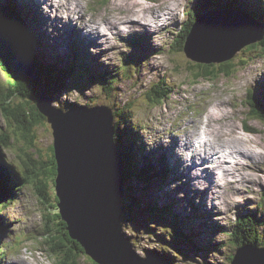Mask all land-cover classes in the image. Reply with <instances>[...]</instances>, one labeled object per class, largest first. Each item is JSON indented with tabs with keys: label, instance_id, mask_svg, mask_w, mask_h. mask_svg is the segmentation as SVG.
Here are the masks:
<instances>
[{
	"label": "rangeland",
	"instance_id": "obj_1",
	"mask_svg": "<svg viewBox=\"0 0 264 264\" xmlns=\"http://www.w3.org/2000/svg\"><path fill=\"white\" fill-rule=\"evenodd\" d=\"M10 1L19 3L22 23L28 34L39 43L41 62L61 69L71 65L84 66L90 73L96 75L112 70L118 74L117 84L110 94L100 85L87 86L88 83L78 76L52 98L51 105L67 112L68 118L80 115L83 107H99L98 110L107 107L112 110L113 121L118 125V135L121 136L117 141L115 137L118 135L114 130L117 153L119 158H122L121 152L128 148L129 154H126L123 165L126 168L130 167V172L137 175L130 178L124 186L122 230L131 239L134 250L140 256L146 258L145 255L149 254L150 262L155 260L152 253L165 256L167 259L164 260L169 264H230L236 252L231 233L239 213L257 215L258 222L261 223L260 240L263 241L264 163L251 161L252 154L249 157L237 154L236 160L241 161L235 165L237 176L232 178L233 182H228L229 170L220 171L217 168L211 170L215 172L207 180L198 179L192 175L194 170L190 169L187 173L181 167V156L185 157V151L189 150L186 147L193 150L194 146H186V143L179 140L175 147L171 141L176 131L186 137L185 131L191 132L196 129L194 138L196 139L198 135L201 137L204 127L208 129L209 114L215 111L214 109L208 114L209 109L219 102H225L229 114L228 119L223 117V121L229 128L235 129L238 137L246 142L252 141L264 157V121L253 118L247 105L248 92L251 91L260 104H264L263 50L260 51L256 47L252 49L255 44L246 45L232 59L214 63L228 57L235 48L239 50L238 44L244 40L241 39L237 44L233 42L231 49L220 55L201 57L200 63L191 60L180 48L184 37L180 32L189 21V13L192 12L194 16L203 11L197 0H174V3H171V0H132L134 5L136 1H140L142 6L139 7H132L124 0L122 1L125 3L122 5L116 0H70L71 3H78L75 10H72L73 4L67 0L68 6H64L66 9L62 7L56 12L51 11L52 8H58L52 0H35L39 4L34 6L29 5L30 1L0 0V6ZM230 1L240 4V10L230 16L235 22L239 20L248 23L240 14L247 17L261 12L264 15V0ZM215 4L211 1L208 6ZM171 5L172 9L167 12L168 14H154L165 8L169 9ZM67 7L70 13L76 14L75 18H67ZM81 7L82 12L77 11ZM44 10L46 12H43ZM27 11L29 14L25 15ZM80 13L85 18L88 17L84 23L78 18ZM54 16L57 17V22L64 25L71 23L72 29L54 25ZM108 16L119 18L116 22L120 23L119 26L115 24L111 27L106 20H102L101 24L88 21ZM135 16L139 24L157 31L154 33V36H158L155 41L145 36H142L143 39L139 35L123 34V29L126 30L124 25L129 23L124 18L135 19ZM76 22L83 23V29ZM133 24L135 25V22ZM253 26L254 24L247 28L246 37L249 38L251 34L256 33L252 29ZM93 27H98L99 35L105 38L103 44L95 45L97 35L85 33L86 29L91 31ZM198 28L201 30L203 26ZM94 30L96 33V29ZM73 32L76 35L74 37L71 36ZM81 32L84 35H81ZM219 32L224 36L223 31ZM36 33H42L43 36L35 35ZM86 34H89L90 39ZM27 41L34 45L32 37H27ZM43 57L47 60L45 61ZM20 59H16L15 62H20ZM57 60L64 63L61 64ZM219 65L223 67L229 65L231 75L223 73L213 80L204 77L196 81V74H204L199 71L204 69L209 71ZM127 66L129 69L125 72ZM3 74L0 70V84L5 86ZM159 81L166 87H171L173 92L170 99L162 104L154 99L150 103V89L156 88ZM27 92L33 90L29 89ZM20 101L19 98L14 99V102ZM22 106L28 112L34 103ZM75 109L79 111L75 112ZM118 114L122 115L120 121L117 120ZM222 114L223 112L219 116ZM29 117L33 118L32 114ZM192 118H196L195 121ZM40 122L30 133L32 137L30 135L24 138L20 135L17 137L13 123L7 122L0 115V152L5 161L19 173L12 191V201L0 211V226L4 230L0 235V252L5 253L0 264H62L59 262L60 257L51 254L46 244L49 237H54L55 243H61L63 240L59 239L56 222L52 221L58 209L55 183L49 175L47 176L49 157L52 156L51 149L53 150L52 131L46 119ZM227 136H230L229 132ZM222 145L217 147L223 151L231 149L229 143ZM180 149L178 156L176 152ZM162 159L164 162L160 167L157 162ZM200 165H197L199 170H196L199 176L200 168L204 169ZM144 168L151 172L150 175L145 173V177L150 180L146 186L139 182L141 179L138 177ZM153 168L155 170L161 168L163 173L154 175L151 171ZM29 172L37 174V179L31 184H25V174ZM210 180L213 184L216 180L218 181L216 184L221 183V190L214 191V194H210L208 190L204 191L208 187L215 190ZM131 199L142 205L133 206L129 202ZM168 205L173 209L174 215L184 217L185 220L182 222L179 220L181 222L179 227L183 233L193 235V244L186 243L182 237L173 233L171 220L173 215L170 217L165 213L161 217L163 212L146 213L150 206H155L153 210L162 211L161 209ZM214 246H219L220 249ZM67 247L65 243L63 251H67ZM243 247L245 245L238 249ZM77 264L90 262L84 257L78 259Z\"/></svg>",
	"mask_w": 264,
	"mask_h": 264
},
{
	"label": "water",
	"instance_id": "obj_2",
	"mask_svg": "<svg viewBox=\"0 0 264 264\" xmlns=\"http://www.w3.org/2000/svg\"><path fill=\"white\" fill-rule=\"evenodd\" d=\"M232 13L235 14L216 9L202 14L192 25L183 49L191 60L201 62V57H197L199 55L190 49L191 41L199 36L202 29L214 24L222 25L224 21V26L233 31L236 29L232 25L241 28V34L230 42L227 51L231 49L233 42L237 44L238 40H244L238 44L239 50L235 48L228 57L214 63L226 62L246 45L262 41L263 26L242 14L241 18L249 24L239 20L235 22L230 17ZM253 24L252 29L256 33L248 38L245 36L247 28ZM199 26L203 28L199 30ZM18 58H21L20 62L13 63L12 69L38 82L36 106L52 129L57 173L54 180L57 209L61 220L67 225L68 237L77 242L95 264H162L159 256L154 253L152 255L155 260L151 262L148 260L149 254L145 255L146 258L140 256L134 250L131 239L122 230L124 165L114 143L112 110L107 107L98 110L99 107L80 106L83 112L68 118L67 112L51 105L52 98L44 88L35 67L23 56ZM102 174L107 179H102ZM244 249L247 250L243 251ZM262 254L264 247L248 244L236 250L230 264H264Z\"/></svg>",
	"mask_w": 264,
	"mask_h": 264
},
{
	"label": "trees",
	"instance_id": "obj_3",
	"mask_svg": "<svg viewBox=\"0 0 264 264\" xmlns=\"http://www.w3.org/2000/svg\"><path fill=\"white\" fill-rule=\"evenodd\" d=\"M214 1L216 4L214 6H208V3ZM198 6L203 10L199 14H194L192 16L190 14L191 20L188 24H186V31L184 33L181 50H183V45L187 37V33L190 30L193 22H196L200 16L209 10L214 9H224V10H240V4L236 2H229V0H197ZM16 2L11 4H7L5 6H0V70L4 73L3 76L5 78L6 85L0 84V115L9 123H13L14 133H17L21 137H25L30 135L32 130L41 123V120H45V118L38 112L36 109L35 103L38 97V83L34 80H30L25 76L19 74L18 72L12 69V64L15 63L16 57L20 54L27 57L30 62L35 66V69L38 75L41 77L44 87L46 88L48 94L52 97L56 96L58 93L62 92L68 85L69 82L80 76L82 81L89 84L100 85L103 90L110 94L114 90V86L117 84L118 74L112 70L110 72H104V74L99 73H90V70L84 66L75 67L74 65L66 66L64 68H60L58 66H52L49 63L45 64L41 62V57L39 53V43L38 41L33 39L34 45H32L29 41H27V37H31L24 24L22 23V17L20 13L16 10ZM255 18L260 25L263 26V38L262 41L253 45V47L258 48L260 51H264V15L259 12L258 14L251 15ZM27 36V37H26ZM33 38V37H32ZM55 61V60H54ZM59 61L61 64L64 61ZM216 64V63H215ZM70 67V68H68ZM128 66L125 69V72L128 71ZM45 72V73H44ZM199 72H204V74H196L195 78L198 81L200 78L206 77L209 80H213L219 77V75L223 73H227L229 76V65L224 66L219 65L215 69L211 70H201ZM86 86V87H87ZM162 88V89H161ZM33 90V92H27ZM166 90V91H165ZM173 92V89L169 86L166 87L162 81L157 83L156 88L150 89L149 102L152 103L153 99L158 103L162 104L165 100L170 99V96ZM15 98H19L21 101L19 103L14 102ZM247 103L250 111V115L255 119H260L264 121V104H260L253 92H248ZM34 106L28 109V112L23 109V104H32ZM80 106V105H79ZM33 112V113H31ZM32 114V117L29 115ZM118 121L122 120V115L118 114ZM119 129V128H118ZM114 130L117 133L116 127ZM31 136V135H30ZM32 137V136H31ZM121 136H116V140ZM120 140V138H119ZM132 144V143H131ZM4 147H7L3 145ZM49 157L50 164L47 169V176L49 175L50 179L53 181L56 177V164L55 157L53 155ZM139 152V151H138ZM121 154L125 160L126 154H129L128 148H124ZM166 159V156H165ZM167 161V159H166ZM164 160H160L157 162L161 167V163ZM168 162V161H167ZM124 168H126L124 166ZM133 171V170H132ZM154 175L163 173V170L159 168L155 170V168L151 169ZM145 173L150 175V171L147 168L142 169L139 172L138 177L141 179L139 182H142L145 186L149 183V179L145 177ZM137 175L135 172H130V167H127L123 173V179L125 184L128 182L130 178H135ZM166 173L164 172L163 177L165 178ZM151 177V176H150ZM19 178V173L11 166L9 163L5 161L0 152V211L5 208L7 204L12 201V191L16 186L15 179ZM25 184H31L35 182L37 179V174L34 172H29L25 174ZM152 179V178H151ZM42 194V192H41ZM133 206L139 207L142 203L135 201V199H131L129 201ZM145 207V206H144ZM155 206H150V209L146 210L147 214H155L159 212L161 213V217L168 214L170 217L172 216V225L174 227V232L178 237H182L186 243L193 244V235H188L183 233L182 229L179 227L184 217L180 215L176 216L173 214V209L168 206L163 207L160 210H153ZM153 210V211H152ZM181 220V222H179ZM52 221L56 222L57 234L59 239H62L63 242L55 243L54 237H49L46 239V244L49 246V251L54 256L60 257L59 262L62 264H77V260L85 257V253L82 250L81 246L71 240L68 237L67 233V225L61 220L59 212L53 215ZM161 222L162 219H159ZM260 227L261 223L258 222L257 215L254 213H239L236 216V224L234 225L233 231L231 233V237L233 238V243L236 246V250L243 246L252 244L258 248L264 247V238L261 241L260 236ZM4 231L0 226V235ZM49 232V229H47ZM67 244V251H63V246ZM196 247V245H194ZM216 249H220L219 246H214ZM5 256V253L0 252V263L2 258ZM90 264H95L92 260L87 258ZM163 259H167V257H163ZM168 263V262H167ZM169 264V263H168Z\"/></svg>",
	"mask_w": 264,
	"mask_h": 264
},
{
	"label": "bare ground",
	"instance_id": "obj_4",
	"mask_svg": "<svg viewBox=\"0 0 264 264\" xmlns=\"http://www.w3.org/2000/svg\"><path fill=\"white\" fill-rule=\"evenodd\" d=\"M22 1L23 2H25V1H33V2H35V0H22ZM44 1H47V0H44ZM124 1H128L129 2L128 5H130L132 7L142 6L140 1H136V5H134V2L132 0H124ZM124 1L116 0V2H121L120 5L124 4L125 3ZM70 3H71V1H70ZM171 3H174V0H171ZM71 4H73V9L72 10H75L78 7V3L77 4L71 3ZM66 5L68 6L67 0H66V2L64 0L63 3L59 4L57 9L52 8L51 11H53V12L55 11L56 12L58 10H61L62 7L66 6ZM74 5H76V6H74ZM143 6H145V5H143ZM48 9H49V7H48ZM64 9H66V7H64ZM171 9H172V5L170 6L169 9L165 8V9L159 11V12H155L154 14H158V13L164 14V13L169 12V10H171ZM77 11L82 12V7L79 8ZM43 12H46V11L44 10ZM127 13H129V10H128ZM27 14H29L28 11L26 12L25 15H27ZM73 15L74 14H72V13H70L68 11V7H67V18H71V17L75 18L76 14L74 16ZM79 15L80 16L78 18L81 19L83 23H84V21L87 20L86 18H88L87 16L85 18L84 15L81 14V13ZM153 16L157 17V15H153ZM136 17L137 16H135V19H133V18H124L129 23L124 25V28H126V30L123 29V34L127 35V36L129 34L139 35L140 38H143L142 36H145V37L149 38L151 41H155L158 38V36H154V33H156L157 31L152 30L149 27H146L144 24H142V25H141V23L139 24V20ZM54 18H55L54 25H56V26L57 25H62V26H66L69 29H72V24L71 23L67 24V25H64L63 23L57 22V17L54 16ZM78 18H77V21H78ZM102 20L108 21V23L112 27L113 25L116 24V22H117V20H119V18H117L115 16H108L106 18L99 17V18L94 19V20H89L88 19V21H92V22L100 23V24H101V22H103ZM134 22H135V25L133 24ZM77 24H79V23H77ZM82 24H79L81 28H82ZM119 24L120 23L118 22L116 25L119 26ZM224 24H226V21H224L222 23V25L214 24V25L210 26L209 28L202 29L200 31L199 36L195 37L191 41L190 49L194 52V54L199 55L197 57H213V56L219 55L220 53L222 54L223 52H225V51H227L229 49V47H230L229 41L233 40L234 38L238 37L241 34L240 31H239L241 29L240 26L231 24L236 29V30L233 31L229 27H228L229 29L227 30L226 27L224 26ZM99 27H100V25H99ZM94 29H96V33H95ZM127 31H130V32H127ZM219 31H223L224 32V36L220 35L221 32H219ZM41 32L43 33V31H41ZM88 32H90V34L92 36L97 35L96 39H95V42H94V43H96L95 45H97V43L101 45V44H103V42H105V38H103V37H101V35H99L98 27L91 28V31H90V29L89 30L86 29L85 33H88ZM42 33H36L35 35L43 36ZM142 33H145V34H142ZM81 35H84V33L81 32ZM86 35L89 36V34H86ZM71 36L72 37L76 36L75 32H73ZM31 37H33V36H31ZM33 39L35 40L34 37H33ZM82 39L85 40L84 38H82ZM89 39H90V36H89ZM101 39H103V40H101ZM123 39H125V38H123ZM80 45H82V44H80ZM43 59L45 61L47 60L45 57H43ZM214 109H215V111L210 113ZM221 112H223V114L220 117L219 114ZM208 114H209L208 119H207L208 129H207V127H204L203 134H202L201 137L198 135V137L196 139L194 138L195 133H197L196 129H194L191 132H189V131L186 132L185 131L187 138L185 136H183V135H180V133L178 131H176L175 134L173 135V137L171 138V141L174 142V146L175 147L177 146V143H178L179 140H182L183 143H186V146H190V145L194 146L193 150L190 147H186V148H189V150H186L185 153H184V155H186V156L185 157L181 156V162H182V166L181 167H182V169L185 170V172L188 173L190 171V169H192V170H194L192 172L193 177H196L198 179L199 178H201V179L205 178L207 180L212 174H214L215 171H211V170H214V168H217L218 170L223 169L224 171H228L229 170V174H227V177H228V182L231 183V182H233L232 178L237 176V174H235V170H234L235 165H238L239 162L241 161V159L239 161L236 160L237 159V154H240L241 156H247V157L251 156V154H252V157L250 158L251 161H256L258 163H261V162L264 163V157H263L261 151L258 148H256V146L253 145V142L252 141L246 142L245 140H243V138L238 137L235 134V129L229 128L228 125L223 121V117L225 116L226 119H228L227 114H229L228 111H227L225 102H219L216 105H213L209 109ZM195 119L196 118H192V120H194V121H195ZM217 121H219V123ZM235 125H236V127L239 128V126H237L236 123H235ZM113 126L116 127L117 133H118V127H117L118 125L116 124V122L113 123ZM186 129L189 130V128H186ZM228 132H229L230 136H227ZM161 139H163V137ZM117 141H119V138H118ZM224 143H229V145H230L229 147L231 149H229V150L225 149L223 151L222 149L217 147V146H220V145H222ZM222 147H223V145H222ZM224 147H225V145H224ZM175 151H176V149H175ZM180 151H181V149L176 152V154L178 156H180V154H179ZM196 164L197 165L201 164L200 166H202L204 168V169L200 168L201 169L200 176L197 173L198 171H196V170H199V167ZM206 166H209V167H206ZM206 168H208V169H206ZM260 169L262 170V168H260ZM223 170H220V171H223ZM231 170H232V173H230ZM213 177H211V179ZM101 178L102 179H107V177L104 174H102ZM193 181H196V180H193ZM210 182H211V180H210ZM217 182H218L217 180L214 181L215 184ZM215 184H213L211 182V185H214L213 189H215V190H211L208 187L204 191L208 190L210 192V194H214V191H220L221 188H222L221 183H218L216 185ZM212 199H213V197H212ZM159 258H160V261H161L162 264H168L163 259V257L159 256Z\"/></svg>",
	"mask_w": 264,
	"mask_h": 264
},
{
	"label": "clouds",
	"instance_id": "obj_5",
	"mask_svg": "<svg viewBox=\"0 0 264 264\" xmlns=\"http://www.w3.org/2000/svg\"><path fill=\"white\" fill-rule=\"evenodd\" d=\"M64 0H53V3L57 6H59L60 3H63Z\"/></svg>",
	"mask_w": 264,
	"mask_h": 264
}]
</instances>
